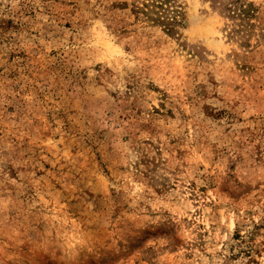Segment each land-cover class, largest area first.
Returning <instances> with one entry per match:
<instances>
[{"label": "rangeland", "instance_id": "obj_1", "mask_svg": "<svg viewBox=\"0 0 264 264\" xmlns=\"http://www.w3.org/2000/svg\"><path fill=\"white\" fill-rule=\"evenodd\" d=\"M146 1L0 0V264H264V0Z\"/></svg>", "mask_w": 264, "mask_h": 264}, {"label": "trees", "instance_id": "obj_2", "mask_svg": "<svg viewBox=\"0 0 264 264\" xmlns=\"http://www.w3.org/2000/svg\"><path fill=\"white\" fill-rule=\"evenodd\" d=\"M164 0H148L146 2H144V6L149 9L151 6L155 7V8H163V4L165 2H163ZM147 9H143V13L147 16L150 15V12H153L152 10L149 11ZM178 16H179V11L176 10L174 16H172L171 18H163V16H159V18H156L155 20L158 21L159 23L163 24V26L165 28H167L168 30H173L175 29V24L178 22Z\"/></svg>", "mask_w": 264, "mask_h": 264}]
</instances>
